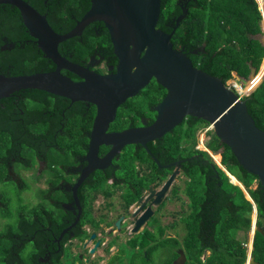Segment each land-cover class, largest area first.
<instances>
[{
  "label": "trees",
  "instance_id": "trees-1",
  "mask_svg": "<svg viewBox=\"0 0 264 264\" xmlns=\"http://www.w3.org/2000/svg\"><path fill=\"white\" fill-rule=\"evenodd\" d=\"M26 1L46 14L53 28L62 33L73 28L91 5V0ZM170 1L176 3V0H162V12L158 21V26L167 32L172 31L181 10L180 4H171L172 7L165 10ZM191 3L193 8L191 7L190 14L181 20L172 36L174 47L183 49L195 66L224 82L233 78L234 72L238 80L248 78L252 67L258 72L264 61V44L257 37L263 33V16L258 2L192 0ZM170 19L173 20L172 25H168ZM99 22L101 21H94L86 26L80 44H77V40L81 35L69 39L79 58L86 57L96 45L100 47L108 36L109 31L105 26L97 32L95 26ZM52 68L54 63L44 56L30 35L19 9L10 4H0V72L5 75H20L44 72ZM158 87L161 86L156 84L155 88ZM156 95L158 94L153 95L152 101L156 100ZM245 99L256 125L264 130V77ZM68 104L69 101L65 98L40 89H22L0 99V217L11 216L7 207L8 194L12 191L17 193L16 180L12 179L11 174L13 168L27 167L32 153L42 154L45 151L52 152L47 153L49 164L54 167L58 165L59 158L55 152L57 147L62 146L63 138L61 134L54 132L51 123L60 117L62 109ZM81 111L77 103L66 109V113L74 116L77 112L82 114ZM35 117H38L37 122L33 121ZM46 120L49 123L47 126ZM205 124L209 123L190 116L172 133H166L148 143L151 150L149 153L158 157L159 153L170 157L195 154L191 160L184 162L187 179L183 191L190 200V209L182 212L179 219L183 234L178 248L186 255L183 264H245L248 255L245 238L252 228L254 204L257 210L256 224L263 232L255 231L252 251L255 262L251 264H264V187L258 176L246 170L231 148L215 133L208 141V147L214 152H221L222 165L240 181L254 203L246 197V192L240 185L230 181L226 172L208 152L196 148V131ZM72 132L69 144L80 145L84 141L82 132ZM183 144H186L185 147ZM136 152L137 158L147 157L148 161H152L144 148ZM122 158L125 166L135 168L131 159ZM149 183L150 181L142 185L147 187ZM33 212H23L22 208H17L13 220H8L3 225L0 230V264L41 263L39 258L46 251V236L43 223L33 217ZM52 219L51 237L54 239L67 222L66 217L62 220L58 215L52 216ZM142 239L147 243L152 241L147 237ZM26 240H33L36 247L28 262L22 257L25 245L19 247ZM57 248L58 243L51 242L49 249L54 251ZM154 249L156 245L147 247L149 256ZM176 249L177 247L163 256L160 264H173L178 255Z\"/></svg>",
  "mask_w": 264,
  "mask_h": 264
},
{
  "label": "flooded vegetation",
  "instance_id": "flooded-vegetation-1",
  "mask_svg": "<svg viewBox=\"0 0 264 264\" xmlns=\"http://www.w3.org/2000/svg\"><path fill=\"white\" fill-rule=\"evenodd\" d=\"M191 1L176 0V3L170 1L171 3L164 8L165 10L168 11L174 4H180L181 10L174 24L173 20L170 19L168 25L173 24L175 26L179 17H183V20L184 17L190 14L191 7L193 8ZM103 26L105 24L99 22L95 26L97 32ZM82 34L78 37L77 44L81 43ZM108 36L105 37L106 39L103 40L100 47L96 45L95 49L84 58L77 56L74 46H72L73 42L69 41L70 38L62 41L58 48L60 53L72 63L78 64L93 73L109 75L117 71L119 59L114 52L109 33ZM55 68L56 65L54 64V68L47 71H52ZM61 73L76 82L83 80L82 77L69 69H61ZM156 84L159 83L155 78H152L136 95L128 97L121 103L107 131L121 132L152 124L157 117L156 107L167 94L165 87L159 84L161 87L157 89L155 88ZM154 94L158 95L155 96L156 100L152 101L151 98L154 97ZM61 97L68 100L69 104L62 109L60 117L54 119V122L51 123L54 132L61 134L63 138L62 146L57 147V152H55L57 156L60 154L58 165L54 167L49 164L47 153L52 152L32 153L30 163L27 167H24V169L32 171L29 177L23 175L19 166L11 170L12 179L16 180L15 191L17 193L14 191L9 193V200L7 201L9 202L7 204L8 210H10V207L13 208V204L15 207L17 206L16 208H22L23 212L28 208L27 210L34 211L33 217L43 223L46 251L39 258L40 264H143L140 263L138 256L142 253L148 259V246L156 245V248L161 247V250L162 248L179 247L181 241L179 235H169L167 233L169 229L177 227L180 217L179 211H167L164 206L166 200L170 197H177L178 192L175 191H177L178 185H176V182L181 178H187L184 171V162L191 160L195 154L184 157H170L159 153L160 157H158L152 152L149 153L151 151L149 145L146 148L140 143H129L119 148V152L110 161L107 159L105 167H93L88 170L89 160L87 156L91 148L95 118L99 113L98 105L88 100L72 101L66 96ZM76 103L81 107L83 113L78 114L77 112L76 116L72 113H66V109L72 108ZM188 117L190 115L186 116L179 125L185 122ZM33 121L37 122L38 117H35ZM47 124L49 123L46 120L45 126ZM179 125L168 133H172ZM74 130H80L82 132L81 137L84 138V141L78 146L69 144V139L72 137V131ZM185 145L183 144V147ZM112 148L113 145H99L98 157L103 158L107 155L110 157ZM140 148L147 151L152 161H148L147 157L137 158L136 151ZM122 157L131 159L135 164V168L125 166ZM173 174H175V178L169 191L162 202L156 205L157 190ZM188 179L191 180L189 177ZM149 181L147 187L142 185ZM99 182L101 184H98ZM38 183L40 184L37 185ZM150 187H152V190H150ZM30 191L34 192L30 194ZM55 192L60 195L55 196ZM25 196L33 199L31 208L22 205ZM18 197L22 199L19 200ZM149 207L153 211L151 217L138 231H134L136 219L144 214ZM93 208L99 212L94 217ZM165 211L167 214L164 213ZM159 214L162 218L168 215L172 221L166 224L160 223ZM56 215L61 216L62 220L66 217L65 221L67 223L59 235L52 239V216ZM153 218L159 222L155 230H153L155 225L149 223L150 219ZM157 230L161 234L156 239H151L152 241H149V243L142 239L144 235L146 236V232L156 233ZM51 242L58 243V248L54 251L49 249ZM27 243L34 246L35 252L36 247L33 240H26L19 247ZM72 245H76L81 251L74 254ZM176 251L178 257L179 249ZM54 253H57V255H54Z\"/></svg>",
  "mask_w": 264,
  "mask_h": 264
},
{
  "label": "water",
  "instance_id": "water-1",
  "mask_svg": "<svg viewBox=\"0 0 264 264\" xmlns=\"http://www.w3.org/2000/svg\"><path fill=\"white\" fill-rule=\"evenodd\" d=\"M0 4H10L19 9L30 35L44 56L56 65L54 70L47 72L20 75L0 72V99L22 89H40L66 96L72 101L97 103L99 113L95 118L87 156L88 170L105 167L107 159L110 161L126 144L140 143L148 148L149 141L172 131L190 115L210 123L214 133L231 148L239 163L258 176L264 187V130L256 125L245 98L240 99L221 78L195 66L183 49L174 47L171 39L182 17L177 19L171 32L157 27L161 0H91L90 8L66 33L57 32L46 14L26 0H0ZM94 21L103 22L109 31L119 59L115 73L100 75L90 72L69 61L59 51L58 46L62 41L81 35L86 26ZM257 37L264 44V27L263 33ZM63 68L71 70L83 80H72L61 73ZM255 73L256 69L252 67L249 79ZM152 78L167 89L166 96L156 107V120L141 128L108 132L118 106L128 97L136 95ZM242 81L247 79L243 78ZM101 144L113 145L110 157H98ZM174 178L175 174L157 190L156 205L162 202ZM152 212L149 207L136 219L134 231L149 220ZM257 229L263 232L260 226ZM185 261L186 255L180 251L174 264Z\"/></svg>",
  "mask_w": 264,
  "mask_h": 264
},
{
  "label": "rangeland",
  "instance_id": "rangeland-1",
  "mask_svg": "<svg viewBox=\"0 0 264 264\" xmlns=\"http://www.w3.org/2000/svg\"><path fill=\"white\" fill-rule=\"evenodd\" d=\"M256 1H258V0H256ZM260 8H261V10L264 11V7L263 6L260 5ZM263 64H264V61L261 64V67H260V70L258 72V75L249 84L246 85V83L249 81L248 80L249 77H248L247 81H245V83L241 82V84H245L244 86H246V88H247V89H245V92H249L250 90H254L261 83V81L263 79V76H264V74H263L264 70L261 72ZM231 81L232 80H228V83H230ZM211 128H212L211 124H205L203 126H200V128L197 129V131H196V137H197L196 148H197L198 145H201V147L203 148V147H205L208 144V141L210 140L211 136L214 133L213 128L212 129ZM201 150H205V148H203ZM210 153L218 154V153H215L212 150L210 151ZM211 157L216 163H218L213 156H211ZM58 158H60V154L58 155ZM221 165H222V163H221ZM222 167H223V165H222ZM20 170L22 171L23 175H25L26 177H29L31 175V173H32V171H29V170L24 169V168H21ZM186 179L185 178H181L179 181L176 182V185H178V190L175 191V192H178V195H177V197H170L168 200H166V204L164 206V208H167L166 209L167 211L168 210H171V211H174V212L175 211H179V216L180 217H182V215H183L182 212H186V211H188L190 209V207H189L190 200H189L188 196L186 195V193L183 191V189L185 187ZM39 184L40 183H38L37 185H39ZM33 192L34 191H30V194H32ZM58 195H60V194L55 192V196H58ZM247 197H248V195H247ZM22 205H26L29 208H31L33 206V199L32 198H27V197L24 198V201H23ZM12 206H13V208L10 207V210H11V216L10 217H0V230L3 228V225L6 223V221L13 220L15 214L17 213V208H16L17 206L15 207L14 204ZM22 211H23V209H22ZM92 212H93V217L99 214V212H97L95 210V208L92 209ZM164 213L167 214L166 211ZM180 217H179V219H180ZM254 217H255V212L253 213V216H252L253 220H254ZM171 221L172 220L170 219V217L168 215L166 217L162 218L161 214H159V222L160 223L166 224V223H170ZM159 222L155 218L150 219V221H149V223L151 225H155V226H153V230L157 229L156 227H157ZM88 226H89V224H88ZM181 226H182V224L178 221L177 227L175 229H169V231L167 233L169 235L178 234L179 237H180L183 234V229L181 228ZM178 230H179V233H178ZM160 234H161V232H159V230H157L156 233H152V232L148 231V232H146V236L144 235L142 238L147 237L150 240L151 239H156ZM241 236L242 235L240 234V237ZM252 236H253V232H252V228H251V230L249 232V235H247V237H246L247 239L245 238V240L248 243H250L252 241ZM174 248L175 247L168 248V250L166 251L165 249L161 250V247H157L156 249H154L152 251V255L151 256L148 255V259H146L144 257V255H142V253H140L139 256H138L139 259H140V263H143V264H160L162 257L165 256V255H168V252H170ZM249 248L251 249V245L249 246ZM177 249H179V248L177 247ZM72 250H73L72 252L74 254L81 251L80 248L76 247V245H72ZM163 250H165V251H163ZM137 252H139V250H137ZM33 253H34V246L31 243H27L25 245V249L23 251L22 257L24 259H27L26 261L28 262L30 260V256ZM150 259H154V261L151 262Z\"/></svg>",
  "mask_w": 264,
  "mask_h": 264
},
{
  "label": "clouds",
  "instance_id": "clouds-1",
  "mask_svg": "<svg viewBox=\"0 0 264 264\" xmlns=\"http://www.w3.org/2000/svg\"><path fill=\"white\" fill-rule=\"evenodd\" d=\"M162 1V0H161ZM258 2V1H257ZM263 3H264V0H263ZM258 6H259V9H260V11H261V13H262V16H263V18H262V20H264V13H263V11L261 10V8H260V5H259V2H258ZM161 12H162V7H161ZM161 16V15H160ZM183 18V17H182ZM182 20V19H181ZM181 22V21H180ZM262 24V23H261ZM157 27H158V25H157ZM262 29H263V25H262ZM263 62V61H262ZM260 70V69H259ZM259 72V71H258ZM257 71H256V73H255V75H257V73H258ZM233 75H234V77L233 78H231V79H229V80H237V81H239L240 82V80H238L237 79V74L234 72L233 73ZM255 77V76H254ZM264 77V76H263ZM242 79L243 78H241V82L242 83H245V82H243L242 81ZM245 79H248V78H245ZM250 80V79H249ZM263 80V79H262ZM225 84L228 86V81H226L225 82ZM245 85V84H244ZM229 87V86H228ZM232 89V88H231ZM234 90V89H233ZM235 91V90H234ZM253 90H251V92H252ZM236 92V91H235ZM251 92L249 93V94H247V95H245L244 97H242V98H245L246 96H248V95H250L251 94ZM237 93V92H236ZM237 95H238V93H237ZM239 96V95H238ZM241 99V98H240ZM210 124V123H209ZM213 128V127H212ZM211 128V129H212ZM197 148H199V149H203V148H205V150L204 151H206V152H208L211 156H212V153H210V151H211V149L208 147V144L205 146V147H201V145H198L197 146ZM215 153H218V154H220L221 155V160H222V154H221V152H215ZM221 163L222 162H220V163H217L218 165H220L221 166V168L223 169L224 168V166L222 167V165H221ZM225 169V168H224ZM225 172H226V174L229 176V178H230V181L232 182V183H234L233 181H232V179H231V174H230V172L229 171H227L226 169L224 170ZM233 175V174H232ZM189 180V179H188ZM239 181V180H238ZM240 182V181H239ZM235 184V183H234ZM236 185H240L241 187H242V189L246 192V189L244 188V186L242 185V184H236ZM246 193H248V192H246ZM249 194V193H248ZM250 196V195H249ZM246 197H247V195H246ZM248 198V197H247ZM249 200H251L253 203H254V201H253V199L251 198V196H250V198H248ZM254 212H255V217H254V220H253V222H252V232H253V236H252V241L250 242V243H248V242H246L247 244V248H248V255H247V260H246V263L245 264H251L252 263V260H254V262H255V259L253 258V256H252V251H253V240H254V234H255V231L256 230H258L257 229V210H256V206H255V204H254ZM253 216V215H252ZM253 219V218H252ZM261 232V231H260ZM251 245V249L249 248V246ZM180 251H183L182 249H179V255H180ZM184 252V251H183ZM184 254H185V252H184ZM179 257V256H178ZM177 257V258H178ZM177 258H175V259H177ZM173 260V264L175 263V261L176 260ZM253 262V263H254ZM185 263V262H184Z\"/></svg>",
  "mask_w": 264,
  "mask_h": 264
},
{
  "label": "built area",
  "instance_id": "built-area-1",
  "mask_svg": "<svg viewBox=\"0 0 264 264\" xmlns=\"http://www.w3.org/2000/svg\"><path fill=\"white\" fill-rule=\"evenodd\" d=\"M228 86L238 93L239 98H242L251 92V90L249 92L244 91L246 86H244V84H241V80L240 82L237 80H232L230 83H228Z\"/></svg>",
  "mask_w": 264,
  "mask_h": 264
},
{
  "label": "bare ground",
  "instance_id": "bare-ground-1",
  "mask_svg": "<svg viewBox=\"0 0 264 264\" xmlns=\"http://www.w3.org/2000/svg\"><path fill=\"white\" fill-rule=\"evenodd\" d=\"M258 2H259V4L261 5V6H263L264 7V3H263V0H258ZM263 11V10H262ZM263 13H264V11H263ZM264 70V64H263V66H262V69H261V72ZM263 74H264V71H263ZM262 74V75H263ZM257 75H258V73H257ZM257 75H255V77L257 76ZM255 77H252V78H250V80L246 83V85L247 84H249ZM256 81V80H255ZM245 89H247V88H245ZM245 89H244V91H245ZM212 156L215 158V160L218 162V163H220L221 162V155L220 154H212ZM232 181L234 182V183H239L240 184V182L236 179V177H234V175L232 176ZM247 192V191H246ZM247 195H248V197L250 198V196H249V194L248 193H246Z\"/></svg>",
  "mask_w": 264,
  "mask_h": 264
},
{
  "label": "crops",
  "instance_id": "crops-1",
  "mask_svg": "<svg viewBox=\"0 0 264 264\" xmlns=\"http://www.w3.org/2000/svg\"><path fill=\"white\" fill-rule=\"evenodd\" d=\"M230 174H231V173H230ZM232 176H233V175L231 174V179H232ZM234 177H235V176H234ZM236 179H237V178H236ZM237 180H238V179H237ZM235 184H239V183H235ZM240 184H241V183H240Z\"/></svg>",
  "mask_w": 264,
  "mask_h": 264
}]
</instances>
